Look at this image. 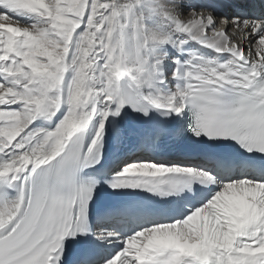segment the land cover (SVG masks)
Segmentation results:
<instances>
[{
	"label": "snow or ice",
	"instance_id": "snow-or-ice-1",
	"mask_svg": "<svg viewBox=\"0 0 264 264\" xmlns=\"http://www.w3.org/2000/svg\"><path fill=\"white\" fill-rule=\"evenodd\" d=\"M0 264H264V0H0Z\"/></svg>",
	"mask_w": 264,
	"mask_h": 264
},
{
	"label": "bare ground",
	"instance_id": "bare-ground-1",
	"mask_svg": "<svg viewBox=\"0 0 264 264\" xmlns=\"http://www.w3.org/2000/svg\"><path fill=\"white\" fill-rule=\"evenodd\" d=\"M163 147V144L160 146V148H162Z\"/></svg>",
	"mask_w": 264,
	"mask_h": 264
}]
</instances>
